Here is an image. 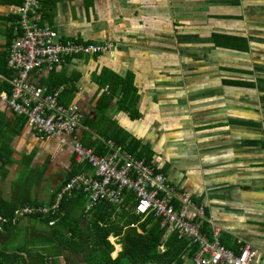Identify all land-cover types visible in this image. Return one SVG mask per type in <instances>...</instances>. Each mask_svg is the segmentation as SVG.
Returning a JSON list of instances; mask_svg holds the SVG:
<instances>
[{
    "label": "crops",
    "instance_id": "1",
    "mask_svg": "<svg viewBox=\"0 0 264 264\" xmlns=\"http://www.w3.org/2000/svg\"><path fill=\"white\" fill-rule=\"evenodd\" d=\"M19 1L0 0L4 55ZM38 1L43 23L62 40L110 43L101 54L75 56L29 76L51 92L62 90L63 106L79 108L82 146L102 157L111 145L153 162L174 191L202 207L207 234L210 225L221 228L224 247L237 254L249 244L256 252L252 264H264V0ZM129 83L136 93L123 107ZM79 172L93 175L76 162L72 139L40 138L0 104L3 201L47 204ZM127 192L134 196L124 191L120 205L94 206L123 208ZM89 201L85 193V211ZM160 228L163 241L177 237ZM179 240L186 242L184 263L191 264L195 250Z\"/></svg>",
    "mask_w": 264,
    "mask_h": 264
},
{
    "label": "built area",
    "instance_id": "2",
    "mask_svg": "<svg viewBox=\"0 0 264 264\" xmlns=\"http://www.w3.org/2000/svg\"><path fill=\"white\" fill-rule=\"evenodd\" d=\"M21 1L16 8L18 19L14 38L5 55V66L14 72V76L7 82L11 87L8 95L0 92V104L23 117L40 138L62 142L72 139L76 162L89 166L93 175L86 172L73 175L58 190H53L52 202L24 205L15 211V215L58 216L61 202L66 196H72L74 190L87 193L90 199L87 211L97 201L120 205L124 200L123 192L129 190L134 193L138 214L158 218L162 228L175 233L179 239L188 242V247L194 248L191 264H252L255 250L249 244L239 247L237 254L227 249L219 242L222 230L217 226L210 225V234H207L203 230L205 215L202 207H196L188 193L174 191L167 178L156 171L153 162L133 158L111 145L108 154L102 157L82 146L76 139L83 121L79 108L61 105L62 90L51 92L47 86L31 82L29 76L43 68L53 70L75 56L101 54L109 50L110 43L83 45L62 40L54 29L43 23L38 0ZM54 222L48 225L52 226Z\"/></svg>",
    "mask_w": 264,
    "mask_h": 264
},
{
    "label": "trees",
    "instance_id": "3",
    "mask_svg": "<svg viewBox=\"0 0 264 264\" xmlns=\"http://www.w3.org/2000/svg\"><path fill=\"white\" fill-rule=\"evenodd\" d=\"M13 38H7L8 42ZM13 76L14 72L5 66L4 53L0 52V92L8 95L11 87L5 80ZM122 92L121 104L128 107L136 90L129 83ZM123 141L119 140L118 144L123 145ZM134 147H128L131 153ZM54 191L50 193V202ZM84 201L85 192L74 190L72 196H66L61 202L58 216H25L31 224L17 231L21 219L15 211L24 205L44 204L30 200L13 204L0 198V215L6 222V230H0V264H57L56 258H61L63 264H185L182 256L188 254L186 242L174 234L163 241L164 231L159 220L153 215L143 217L136 213L137 202L132 193L127 192L123 208L100 202L85 211ZM18 204L21 207L18 208ZM51 221L55 222L49 226ZM19 234H22L20 241L16 240ZM110 237L121 245L116 257L111 256L116 246L110 242Z\"/></svg>",
    "mask_w": 264,
    "mask_h": 264
},
{
    "label": "rangeland",
    "instance_id": "4",
    "mask_svg": "<svg viewBox=\"0 0 264 264\" xmlns=\"http://www.w3.org/2000/svg\"><path fill=\"white\" fill-rule=\"evenodd\" d=\"M18 219H21V220H20L19 224L17 225V231H19V227L25 226V224H27V225H30V224H31L30 221H29L28 219H25V217H18ZM21 233H22V232H21ZM15 238H16V237H15ZM21 239H22V234H19V236H17L16 240L20 241ZM109 240H110L112 243L116 244L117 239L114 240L113 238H109ZM116 245H117V244H116ZM117 246H119V245H117ZM117 246H116V250H114V252L112 253V255H114V253H117V251H118V249H119ZM58 260H59V259L56 258V262H57V264H61L60 261H58Z\"/></svg>",
    "mask_w": 264,
    "mask_h": 264
},
{
    "label": "water",
    "instance_id": "5",
    "mask_svg": "<svg viewBox=\"0 0 264 264\" xmlns=\"http://www.w3.org/2000/svg\"><path fill=\"white\" fill-rule=\"evenodd\" d=\"M0 230L5 231L6 230V223L3 219L0 218Z\"/></svg>",
    "mask_w": 264,
    "mask_h": 264
}]
</instances>
